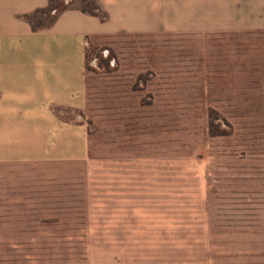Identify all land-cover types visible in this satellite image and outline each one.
<instances>
[{
  "label": "rangeland",
  "instance_id": "obj_1",
  "mask_svg": "<svg viewBox=\"0 0 264 264\" xmlns=\"http://www.w3.org/2000/svg\"><path fill=\"white\" fill-rule=\"evenodd\" d=\"M69 6L107 19H32ZM140 6L88 44L83 108L0 139V264H264L262 31L232 0Z\"/></svg>",
  "mask_w": 264,
  "mask_h": 264
},
{
  "label": "crops",
  "instance_id": "obj_2",
  "mask_svg": "<svg viewBox=\"0 0 264 264\" xmlns=\"http://www.w3.org/2000/svg\"><path fill=\"white\" fill-rule=\"evenodd\" d=\"M141 0H97L106 12L69 6L34 30L27 16L48 0H0V139L34 136L54 111L86 104L88 44L142 29ZM232 25L264 36V0H232Z\"/></svg>",
  "mask_w": 264,
  "mask_h": 264
},
{
  "label": "trees",
  "instance_id": "obj_3",
  "mask_svg": "<svg viewBox=\"0 0 264 264\" xmlns=\"http://www.w3.org/2000/svg\"><path fill=\"white\" fill-rule=\"evenodd\" d=\"M48 1H49V5H50L51 0H48ZM49 5H48V6H49ZM52 8H53V7H52ZM52 8H50V10H51ZM64 9H65V8H62V9H60L59 11H56L57 13L55 12V14L50 18V20H49L47 23H42L40 19H38L36 22L33 21V19H32V15L37 14V13H40V12H44V11L48 10V7L45 8V9H38V10H36V11L33 12L31 15L27 16V18H28V20L30 21V23L32 24V28H33L34 30H36V29L42 28V27H44V26L50 25V24L54 21V19H55V17L57 16V14H58L59 12H61L62 10H64ZM80 9H81L83 12L93 13V12H91V11L85 9V8H80Z\"/></svg>",
  "mask_w": 264,
  "mask_h": 264
}]
</instances>
